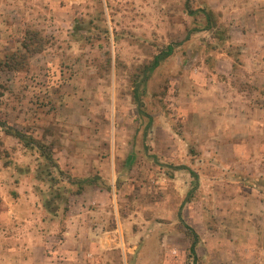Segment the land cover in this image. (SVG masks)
Segmentation results:
<instances>
[{
	"label": "rangeland",
	"instance_id": "374dc122",
	"mask_svg": "<svg viewBox=\"0 0 264 264\" xmlns=\"http://www.w3.org/2000/svg\"><path fill=\"white\" fill-rule=\"evenodd\" d=\"M187 2L208 10L205 0H0V120L49 145L66 175L110 186L65 194L63 186L74 188L40 178L38 154L0 129V264H192L181 206L200 237L196 264H257L264 142L258 157L232 156L229 146L214 148L206 116L182 114L186 80L204 86L195 69L211 67L217 53L239 54L214 13L213 30L185 40L205 25ZM27 31L39 32L45 49L8 70ZM168 45L173 54L143 97L152 118L144 139L132 81ZM238 80L249 97L264 96ZM184 166L198 178L187 179Z\"/></svg>",
	"mask_w": 264,
	"mask_h": 264
},
{
	"label": "crops",
	"instance_id": "0c3cea01",
	"mask_svg": "<svg viewBox=\"0 0 264 264\" xmlns=\"http://www.w3.org/2000/svg\"><path fill=\"white\" fill-rule=\"evenodd\" d=\"M205 1L227 28L225 39L238 48V60L228 52H221L214 56L211 67L203 63L195 69L204 73V86L186 80L187 85L180 89V109L184 116H206L205 133L214 142L215 149L229 146L232 156L255 158L260 155L259 145L264 142V96L258 93L249 97L236 82L239 77L240 83L253 86V92H264V0ZM215 151L219 150L212 148L206 154L215 156ZM184 168L187 179L196 173L190 166ZM220 184L226 182L221 180ZM240 185L247 188L245 183ZM258 194V202L264 205L262 194ZM245 197L238 195L239 199ZM259 253L257 264H264V250Z\"/></svg>",
	"mask_w": 264,
	"mask_h": 264
},
{
	"label": "trees",
	"instance_id": "16d2710c",
	"mask_svg": "<svg viewBox=\"0 0 264 264\" xmlns=\"http://www.w3.org/2000/svg\"><path fill=\"white\" fill-rule=\"evenodd\" d=\"M186 9L188 11L189 15L196 16V15H202L203 19L205 20V25L200 29H193L187 31L185 35V40L189 39L190 35L195 32L199 31H211L215 27L213 26L214 16L213 12L211 10H206L205 8H198L195 10H192L189 7V3L186 4ZM46 40L42 37V35L37 31H27L25 33V36L23 38V42L21 44L24 53L19 55H11L9 57L10 62L5 67L8 70L15 71L18 69H22V65H26L27 60L30 58L31 55L39 54L44 51L46 46ZM173 45H168L164 50H162L158 55H156L153 60L140 68V72L134 77L133 83V89L131 98L133 101V104L135 105V109L137 111L138 117L140 119H147L146 126L143 130V138L145 139L147 137V131L150 129L152 124V118L149 116V114L145 110V105L143 101V97L146 93V87L147 83L155 71L156 68L159 67V65L168 57H170L173 54ZM21 65V66H20ZM0 129L1 131L14 139H16L19 143H21L24 148L33 150L36 152L39 156V158L42 160V163L40 164V168H42V176H45L47 181L52 184L53 186L59 187L61 183H65L67 187L74 188V190H69V188H65L63 186L61 190L66 193H74L76 195H80L87 187H99L102 189L109 190L110 186H107L105 183L102 182V179L95 175V176H88V177H82V178H74L69 175H66L61 168L59 167L58 163L56 162L53 151L49 145L44 144L42 141L34 138L33 136H30L26 133H23L19 131L18 129L10 126L5 121L0 120ZM0 158H1V151H0ZM130 159V157H128ZM192 176L196 178V175L192 173ZM65 180V181H64ZM197 183V182H196ZM198 184V183H197ZM196 184V185H197ZM196 188L192 189L193 190ZM58 199L61 197L59 194L56 196ZM190 196L187 195L186 199L184 200L185 203L189 202ZM66 201V198H65ZM46 209L52 213H55L53 210L52 202L48 201L45 202ZM182 209L183 206L180 207V209L177 212V218L179 222L181 223L182 227L184 228V234L187 237L189 241L188 246V259L191 260L192 264H196L197 262V247L200 243V237L197 234V232L188 225L183 217H182Z\"/></svg>",
	"mask_w": 264,
	"mask_h": 264
}]
</instances>
